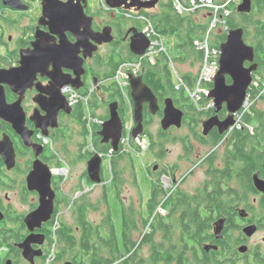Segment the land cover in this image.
Instances as JSON below:
<instances>
[{
	"label": "flooded vegetation",
	"instance_id": "flooded-vegetation-1",
	"mask_svg": "<svg viewBox=\"0 0 264 264\" xmlns=\"http://www.w3.org/2000/svg\"><path fill=\"white\" fill-rule=\"evenodd\" d=\"M22 1L29 6L27 11L7 8L0 0V69L11 70L6 76L8 84L4 86L6 103L11 107L0 110V264H52L58 262L55 257L56 248L51 249V254L48 252L51 239L56 237L55 232L60 226L62 216V213L56 215V210L67 207L71 199L69 192L65 190L68 179L59 178L55 171L62 169L63 164L69 167L72 165L63 159L61 153L62 151L68 153V145L76 133L74 127L82 129L80 125L82 111L74 106L70 113L64 109L65 101L68 100L65 91L70 87L64 83L75 81L81 85L78 91L84 94L89 89L90 78L93 79L97 84L93 100L96 99L98 103L100 95L106 96L99 85L101 74L109 71L115 61L132 53L131 40L136 31L144 34V25L134 19H117L116 15L112 20L104 21L98 16V11L95 12L91 8L89 1L86 6L79 5L78 13L82 7L85 13L92 17L93 29L96 33L112 27L114 37L112 44L100 45L93 52L92 57H86L88 51L84 48L85 42H80L78 36L67 31L61 36L60 27L53 24L54 18L58 19L57 17H60L61 12L66 9L64 5H59L61 11L55 9L56 14L52 13L47 17L44 16L41 0L39 9H36L31 0ZM255 5L253 0V11L256 10ZM261 6L260 2V51L261 48L263 51L260 52V59L256 58V62L260 64V74L264 78V36L261 34V27L264 26L262 19L264 9ZM253 28L255 39L256 28L254 26ZM244 30L246 38L249 34L248 28ZM76 32L80 35L84 34V27ZM38 34L41 35L39 39ZM78 41L80 45L77 44ZM37 42L38 50L35 46ZM248 45L254 47L252 44ZM22 51H28V54L23 56ZM246 65L249 67L251 64ZM177 75L179 74L176 72V79ZM263 97L264 93L260 97V102ZM161 103L163 111L164 102ZM212 110L213 112L209 111L207 116L200 119L195 116L188 118L186 111L183 110L185 117L181 128L171 127L163 130L161 126L158 136L161 139L163 154L161 158L156 159V163L160 162V164L154 165L149 172L155 182L160 180L164 185L163 204L167 206L164 218L181 219L184 216V206L181 204L183 198L185 196L197 198L196 203L201 217L213 218L211 224L213 227L210 230L212 234L218 219L226 221L223 239L218 241L214 236L206 242V245L220 249V244L225 247L229 243L226 245L230 251L228 259L232 258L235 264H246L250 258L255 259L256 252H260V259H264V247L251 246L255 236L264 229V193L256 189L254 180L257 177L264 182V116H260V123L252 130L244 118V125L239 129L230 128L226 134L221 135L219 128H215L208 135H204L205 121L218 116L219 120L224 122L229 116L226 106L218 115L215 114L214 108ZM162 111L159 114H162ZM260 112H264V109L260 108ZM55 113L58 126L56 128L48 126L46 131L49 136L46 137L38 128V124L51 122ZM153 126L154 123L150 128ZM183 129L189 130L187 138L174 134ZM41 135L49 138L53 143L52 146H46L39 138ZM56 143L62 145L61 151L56 148ZM80 144L82 142L78 143ZM170 144H180L183 150L178 162L174 164L168 160ZM89 150L94 149L89 148ZM209 150L210 152L202 157ZM78 156L81 157V154ZM67 157H70V154H67ZM184 163L193 167L179 181L182 173L181 165ZM156 166L158 168L154 170ZM199 168L205 171L203 185L195 194H190L185 191L183 182L195 175V170ZM35 170L36 186L50 181L51 190L55 194V212L41 228L31 231L26 219L36 212L41 204V194L33 190L30 185V178ZM217 175L219 179L216 178ZM83 176V179H88L87 170ZM102 177L104 185V171ZM82 182L81 179L79 185H82ZM216 196L218 200L209 207L207 203ZM160 209L162 208L159 207L157 211L159 212ZM68 211L75 218V211L71 206L68 207ZM242 212L247 214L246 218L242 217ZM150 213L147 203V217ZM249 226L258 228V232L253 237H248L243 232ZM78 231L80 232V229L76 227V232ZM32 234L37 236L35 237L37 242L32 244V248L38 254L33 261H30L25 258L20 246ZM241 247H248V252L241 253ZM67 262L74 264L70 249L63 263Z\"/></svg>",
	"mask_w": 264,
	"mask_h": 264
},
{
	"label": "trees",
	"instance_id": "trees-1",
	"mask_svg": "<svg viewBox=\"0 0 264 264\" xmlns=\"http://www.w3.org/2000/svg\"><path fill=\"white\" fill-rule=\"evenodd\" d=\"M214 1L220 4L227 0ZM254 1L257 9H260V2L262 4L261 8L263 7L264 9V0ZM236 10L237 7L232 9L233 15ZM107 11L110 12L109 10ZM154 11L143 10L141 13L149 21L154 23L157 33L156 38L162 39L169 36L177 37L179 41L177 46L179 57L176 62L183 65L188 62L192 63L193 66L197 64L201 65L205 55L202 51L197 50L195 42L203 39L206 35L211 24L210 14L208 13V19H200L198 17L200 12L205 10L197 11L194 14L182 15L174 8L172 2L168 0H162L159 3L158 11L153 13ZM251 14L239 15L244 18L246 25H251L256 28L257 37L254 39L253 45L255 47L256 58L260 59V52L263 51L262 48L260 51V21H254ZM233 15L227 20L229 30L239 27L247 29L246 26L238 24L233 19ZM122 19L128 20L127 17H122ZM261 29V34L264 36V26H262ZM247 37L248 34L246 35L245 41H247ZM215 38L214 45L219 48L221 43L226 41V34L221 35L217 32ZM176 62L164 53H160L155 58L154 62H150L146 58L138 57L133 53L121 57L111 64V69L109 71H105L100 77L99 82L101 84L99 85H101L100 87L104 94L108 95L109 98L107 104L109 105L114 101L119 102L120 115L124 118L126 114L125 95L118 84L114 82V79L123 66L139 63L141 64L140 74L143 75L144 82L153 90L159 98L160 103L164 102L166 98L171 97L177 107L186 111L188 118L195 116L200 119L207 116L209 114L208 112H213V110H199L191 97L187 94L188 89H193L195 87L198 73L177 75L185 85V87L177 88L178 82H176V73L171 70L172 64ZM260 76L262 77L263 75L260 74L259 69L254 74V79ZM263 79L264 78H262V80ZM107 82H111V84L106 85ZM228 83L231 84L230 79H228ZM186 87L188 88L187 90ZM209 87L213 88V85L211 84ZM88 92L89 89L84 92V94L88 95ZM250 92L254 93V91ZM90 96L91 97L88 98L86 102L87 105L84 104L83 101H79V103L74 106L82 111L80 125L82 127V137L85 138L86 141L81 144V148H87V153H83L84 155H88L85 157L87 160L96 153H100L105 159L109 157L113 185L124 213V230L121 236H118L112 219L109 194L106 189L103 202L106 204L108 212L105 214L102 223L98 225L91 222L89 212L91 208H94V211H100L102 202L99 201L97 205H93L89 200H86V196L80 197L83 198V201L79 202H71L72 200L69 199L67 208L71 206L75 211V227L60 219V226H58V230L55 232L56 237L51 239L52 241L48 253L51 254V249L53 247L56 249L59 248V252L55 249V257L58 262H61L67 258V252L70 249L74 264H235L232 258L228 259V253L230 251L226 245H229V243H225V247L220 244V252L205 251L206 242L214 238V234L210 232L213 227V225H211L213 218L204 219L201 217L199 206L196 203L197 198H193L192 196H185V198H183L181 204L184 206V216L181 219L166 220L164 216L157 211L159 207L167 210V206L163 204V186L160 180H158L159 185L155 184L151 199L148 201V208L151 213L148 217H143L144 219L142 220V226L145 229L150 228V233L144 234L139 242L133 240L132 229L135 231L138 230V219L134 214L131 216L128 215L131 207L125 205L123 202V182L121 178L127 169L125 166H122V164L128 162L132 167L133 178L136 180L135 165L132 155L128 154L126 148L123 146L120 148L119 152H112V147L110 145L102 144V139L99 136V132L102 128L101 124L94 122V120L99 119L107 121L109 119V111L107 110L108 112L105 115L99 114L98 110L100 106L97 104V101L93 100L95 93L93 92ZM262 100H264V97ZM258 102H260V100ZM257 103L252 107L251 112L244 117L246 123L250 126L259 124L260 116H264V112H260V109L257 108ZM87 110H89L91 121L86 117ZM144 115L145 136L149 138V149L155 150L160 148L162 156L161 139L158 137V141L156 142L149 129L155 118L151 115L147 106L145 107ZM158 116L161 118L162 114ZM91 133L95 136V139L91 138L90 141L89 136ZM248 133L250 134V130H248ZM220 140L219 138L218 141ZM90 144H92L94 150H89ZM127 158H129V160H127ZM151 169L152 168H149V171H151ZM216 178L219 179V176L217 175ZM135 184L137 183L135 182ZM217 200L218 197L216 196L212 198V200L210 199L207 205L212 207ZM156 211L158 213H156ZM61 213L62 209L58 208L56 210V215ZM54 224L55 221L53 225ZM76 227L80 229V232H76ZM157 234H162L163 241L158 242L156 240ZM61 244L63 246H60ZM145 246L150 248L148 258H145L142 254ZM254 260V263H248V261L246 264H264V259H260V252H256Z\"/></svg>",
	"mask_w": 264,
	"mask_h": 264
},
{
	"label": "water",
	"instance_id": "water-1",
	"mask_svg": "<svg viewBox=\"0 0 264 264\" xmlns=\"http://www.w3.org/2000/svg\"><path fill=\"white\" fill-rule=\"evenodd\" d=\"M5 7L15 11H27L29 6L22 0H2ZM161 0H153L149 3H142L138 0H107V5L113 9L131 10H154ZM44 16L56 14L55 9H59V5H64L66 9L61 12V16L54 18L53 24L60 27L61 36L64 32H70L74 36L79 37L80 42L84 43V48L87 49L86 57H92L93 52L97 50V47L103 44H112L114 37L112 34V27L104 28L102 32L96 33L93 29L92 17H89L84 9L80 6H86L88 0H68L62 2L60 0H41ZM237 11L242 15H250L253 12V0H242L237 6ZM84 27V34L80 35L76 31ZM40 34L37 35L39 39ZM66 41V40H65ZM78 41V45H80ZM38 50V42L35 44ZM151 46V41L145 34L136 31L130 43V49L132 53L138 57H142L146 54ZM220 58H219V70L213 81V88L210 93V99L214 101V112L219 114L226 106V110L229 116L224 122H221L218 116H214L203 124L204 135H208L213 129L219 128L220 134L224 135L235 125V116L243 109L248 97V92L253 84L254 74L259 70V64L256 62V53L253 46H249L245 41L244 28H236L230 30L226 35V41L220 45ZM23 56L28 54V51H22ZM247 63L251 64L247 67ZM69 67V66H68ZM75 68V67H74ZM15 70V69H14ZM76 70V68H75ZM11 70L0 69V110H5L7 106L6 95L4 86L8 84L6 76ZM228 79L231 80V84L228 83ZM130 87V97L134 107V122L135 129L133 131L134 139H138L145 135V107H148L149 112L156 116L161 111L160 102L153 90L144 82L142 75L129 74L128 77ZM66 86H70L76 90L81 89V85L75 81H66ZM12 89L16 91L13 87ZM66 107H64L67 113L71 112L72 106L69 101H65ZM109 119L102 125V130L99 132L102 144L110 145L113 152H119L124 134V122L120 115L119 102L114 101L109 104ZM163 117L161 120V126L163 130H168L171 127L181 128L185 117V112L175 105L174 100L169 97L164 101V108L162 111ZM57 115L53 114V120L47 124H38V128L42 131L44 136H49L47 133L48 126L56 128ZM18 131L20 129L17 127ZM103 156L96 153L87 164L88 176L92 183L95 185L103 184ZM158 167L156 166L154 170ZM38 165L36 166V170ZM35 172L30 178V185L33 190H37L41 194V204L39 209L32 213L26 219L27 226L31 231L36 228H41L42 224L48 222L55 212L54 197L50 187V181L47 184L41 183L36 186L34 183ZM255 187L258 191L264 193V182L260 181L257 177L254 178ZM33 184V185H32ZM35 185V186H34ZM243 218L247 217V214L241 213ZM226 228V221L224 219H218L214 224V236L219 241L222 240L224 230ZM244 234L248 237H253L257 232V226H249L244 229ZM35 234H32L20 248L24 252L26 259L33 261L35 255L38 253L32 248V244L36 243ZM218 251L217 247L210 245L205 246V251ZM241 253L248 252V247H241ZM66 264H72L67 262Z\"/></svg>",
	"mask_w": 264,
	"mask_h": 264
},
{
	"label": "rangeland",
	"instance_id": "rangeland-1",
	"mask_svg": "<svg viewBox=\"0 0 264 264\" xmlns=\"http://www.w3.org/2000/svg\"><path fill=\"white\" fill-rule=\"evenodd\" d=\"M31 1H33L32 3L36 7V9H39L38 7H39L40 0H31ZM88 1H89L91 8L95 12L98 11V16L100 17L101 20H104V21L112 20L114 15H116L117 19H122V17H125L123 11L133 10V9H131V10L113 9L107 5V0H106V6H103L102 0H88ZM158 7H159V4L154 9L155 11L154 10H145V11H154L153 13H156L158 11ZM107 10H110V12H108ZM136 11H138V10H136ZM142 11H138V12L141 13ZM198 17L200 19H204V18L208 19V12L202 11L198 15ZM251 17L254 21H260V9L256 8V10L252 12ZM233 19L238 24H240L241 26H246L248 28L249 34H248V38H247L246 43L253 45L254 44L253 32H255V29L253 28V26L246 25L244 22V18L239 15L237 10L235 11V13L233 15ZM262 19H264V17ZM129 20H133V19H129ZM134 20H136V19H134ZM143 29H144V27H143ZM13 37H15V36H13ZM162 39H163V45H164L166 50L164 52H161V53L168 55L170 58H172V60L174 62H176L177 58L179 57V54L177 52V46L179 44V41H178L177 37L169 36V37H164ZM106 48L107 47H105V49ZM200 69H201V65L197 64L196 66H193L192 63H190V62H188L185 65L176 62V63L172 64V66H171V70L174 71L175 73L177 72L179 75H183L186 73L197 74V73H199ZM130 74H132V73H130ZM112 83H113V81H112ZM92 84H94V88L96 89L97 84H95L93 79L90 78L88 85L91 86V88H92ZM110 84H111V82L106 83V85H110ZM128 92H129V96H130V87H128ZM94 100L96 101V99H94ZM108 102H109V98L107 97V95L106 96L100 95L98 97V103L97 104L100 106V109L98 110L99 114L105 115L109 111V105L107 104ZM131 102H132V100H131ZM126 105H127L126 110H125L126 114H125L124 118H122L123 122H125V120L128 119L127 116L129 117V112H130V104L128 102H126ZM132 106H133V103H132ZM256 106L259 109L260 108L264 109V100H262L261 102H258ZM133 110H134V107H133ZM109 114H110V112H109ZM161 120H162V117L160 118L159 116H156L154 119V122H153L154 126L150 128V132L153 135V139L156 142L158 141V137H159L158 134H159V131L161 130ZM135 127H136V125H135ZM250 127H251V130L256 128L255 125L254 126L252 125ZM74 128H75L76 133H74V137L71 139L72 141L68 145V153L67 154H70V157H67V154L63 153V151L61 153L63 159H65L70 164L72 163V165L69 164L71 168L69 167V175H68V180L65 183L66 184L65 190L67 192H69L70 198L72 200L71 202L83 201V198H80L83 196H86V200H89V202L93 205H97V203H99V201L102 202L100 211H94V208H91L90 212H89V218H90L91 222L98 225V224L102 223V221L105 218V214L108 212V208H107L106 204L103 202V196H104V192L106 189L108 191V194H109V202H110V208L112 211V219L114 221L118 236H121V234L124 230V213H123V209L121 206V202L118 198V195H117L115 188H114V185H113V181H112L113 176H112V171L110 168V163H111L110 159H109V157L106 159L103 158L104 159L103 171H104V177H105V184L104 185L103 184L95 185L94 183L91 182L89 177H88V179H83L84 178L83 174L87 170V164H88L89 159L87 160L85 158L88 156V155H84L87 152H85L84 151L85 149L81 148V144L78 145V143L79 142L83 143L86 141V139L84 140V138L82 137V129L81 128H78V127H74ZM80 129H81V131H80ZM101 130H102V128H101ZM174 134H179L180 137L187 138V136L189 134V130L183 129L182 131H180L178 133L175 132ZM123 136H124V134H123ZM93 137L95 139L94 135L92 137L89 136V140L91 141V138H93ZM142 137L149 140V138L145 135ZM134 140H131L125 146L122 143L121 147L123 146L124 148H126V152L128 154L132 155V159H133V162L135 165V170H136L135 171L136 180H134V178H133L132 167H131V165H129L128 162L122 164V166H125L127 169H126L125 174L122 175L121 180L123 182V187H122L123 202L125 203V205L131 207V210H130V212H128V215L131 216L134 214L135 217H137L138 222H139L138 230L135 231L134 229H132V232H133L132 238L134 241L139 242V241H141V238L144 234L150 233V228L145 229L141 223H142V220L145 217H147V214H146L147 203L151 199L153 188L155 187V184L159 185V181L155 182L153 180V178L150 177L151 173L149 172V168H153L154 165L160 164V162L156 163V159L160 158L161 149L157 148L155 150H150L149 149L150 147L146 149L144 147H141ZM55 146L57 149H59L61 151V149H60L62 146L61 144L56 143ZM168 148H169V151H168L169 162L171 164L178 162L181 154L183 153L181 145L180 144H170ZM80 149H81V151H80ZM111 151L113 152V150H111ZM209 152H210V150L208 152L204 153L202 155V157H204ZM78 154L79 155L81 154V157L78 156ZM127 160H129V158H127ZM64 166L65 165L63 164V167ZM181 167H182V169H181L182 173L179 176V179H178L179 181H181L182 177L190 169H192L193 165L184 163L181 165ZM195 171H196L195 175H192L190 178H187V180L185 182H183V183H185V185H184L185 191L190 193V194H195L196 191L199 188H201V186L203 185V181L205 179V171L203 169L199 168V169H196ZM58 177L61 179H67L66 175H58ZM81 179L83 181L82 182L83 184L79 185V183L81 182ZM135 182L137 184H135ZM161 185L164 187V185L162 183H161ZM255 207H257L256 204H255ZM165 211L166 210L161 209L159 211V213L164 216ZM141 218H143V219H141ZM61 220L65 221L69 225L75 227V218H74L73 214L68 211L67 207L62 208ZM103 229H104V226H103ZM156 240L158 242L163 241L162 234H157ZM60 246H63V245L61 244ZM251 246L252 247H257V246H263L264 247V229L261 233L259 232L255 236V238L251 242ZM56 251L58 252L59 248H57ZM255 251H258V250H255ZM142 254L145 258H148L149 254H150V248L145 246ZM254 261L255 260L253 258H250L248 263H254ZM63 262L62 263L55 262L52 264H64ZM161 264H165V263H161Z\"/></svg>",
	"mask_w": 264,
	"mask_h": 264
},
{
	"label": "built area",
	"instance_id": "built-area-1",
	"mask_svg": "<svg viewBox=\"0 0 264 264\" xmlns=\"http://www.w3.org/2000/svg\"><path fill=\"white\" fill-rule=\"evenodd\" d=\"M142 3H149L153 0H138ZM172 2L174 8L181 13L182 15L194 14L197 11L205 10L210 14L211 24L210 27L204 36L203 39L196 41L195 46L197 50L202 51L205 55L204 61L201 63V69L198 73L197 83L193 89H188L187 94L191 97L195 105L199 110H211L214 106V101L210 99V93L212 88L209 86L212 84L215 76L219 70V58H220V49L214 45L215 43V34L218 32L221 35H227L230 31L227 25V20L233 15L232 9L237 7L242 0H227L223 3H216L214 0H169ZM103 6H106V0H102ZM125 17L128 19H136L141 21L144 24L143 32L148 39L151 41V46L142 58L148 59L150 62H154L155 58L159 53L164 52L166 49L163 45V39L156 38V30L152 21H149L142 13L136 11L135 9L131 11H123ZM141 71V64L134 63L123 66L117 73L114 82H116L125 95V101L130 104L129 117L124 122V136H123V145L125 146L133 138V131L135 128L134 122V110L131 102V98L128 94V77L132 73L134 75H139ZM177 88L185 87L184 83L177 77ZM94 84L89 86L88 95L82 94L78 90L69 87L66 89L65 93L68 97V101L71 106H75L79 101H83L84 104L88 101L91 94L94 92ZM250 91H254L251 93ZM264 93V82L262 77L253 79V84L250 87L248 92V97L245 102L243 109L240 113L235 116V125L231 129H239L244 125V117L251 112L252 107L260 100L261 95ZM87 105V104H86ZM87 119L91 121V116L89 110H87ZM94 122L104 124L105 121L96 119ZM92 137L93 134L91 133ZM41 141L48 147L52 146V141L49 138L41 135L39 137ZM141 147L149 148L150 142L144 137H140L134 140ZM91 149H93L92 144H90ZM87 150V148L85 149ZM57 175H66L68 179L69 175V166L65 165L62 169H56ZM66 179V180H67ZM161 210V209H160ZM52 260V259H50Z\"/></svg>",
	"mask_w": 264,
	"mask_h": 264
},
{
	"label": "bare ground",
	"instance_id": "bare-ground-1",
	"mask_svg": "<svg viewBox=\"0 0 264 264\" xmlns=\"http://www.w3.org/2000/svg\"><path fill=\"white\" fill-rule=\"evenodd\" d=\"M258 78V77H257ZM257 78H255V79H257Z\"/></svg>",
	"mask_w": 264,
	"mask_h": 264
}]
</instances>
